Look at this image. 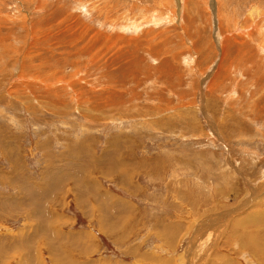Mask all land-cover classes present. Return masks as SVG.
I'll use <instances>...</instances> for the list:
<instances>
[{
    "label": "rangeland",
    "instance_id": "374dc122",
    "mask_svg": "<svg viewBox=\"0 0 264 264\" xmlns=\"http://www.w3.org/2000/svg\"><path fill=\"white\" fill-rule=\"evenodd\" d=\"M169 1L0 0V264H264V0Z\"/></svg>",
    "mask_w": 264,
    "mask_h": 264
},
{
    "label": "bare ground",
    "instance_id": "6f19581e",
    "mask_svg": "<svg viewBox=\"0 0 264 264\" xmlns=\"http://www.w3.org/2000/svg\"><path fill=\"white\" fill-rule=\"evenodd\" d=\"M178 1H180V0H178ZM185 3H186V1H185ZM184 2H183V5L185 4ZM187 4V3H186ZM132 6H134L133 4H131ZM179 5V4H178ZM182 5V4H181ZM182 5V6H183ZM38 6H40V5H38ZM186 6V5H185ZM184 6V7H185ZM183 7V8H184ZM41 8V7H40ZM135 8V7H134ZM145 8V7H144ZM153 8H156V10L154 11V10H152V11H147L148 9L147 8H145V9H147V10H145V11H143V9L138 13V15H135L134 14V9L132 8H129L128 9V11H127V14L128 15H124V17H122V19H121V21H116V20H113L114 22H112V24L111 23H109V22H107V23H109V24H111V25H114V24H118V25H116L115 27H112V29H114V30H116V31H118V32H124V31H130V32H137L135 35H133V36H136L137 38H141L142 37V39H145L146 38V33L142 30V28L143 27H146V26H148L149 25V23H148V18H162L161 20H165V19H168L170 22L169 23H171V21H172V19L171 18H169L168 17V15H170L169 13H171V15H172V18H173V21H175L176 20V17L174 16L175 15V12H174V9L172 8V6H171V2L169 1V0H167V1H162L161 0V3L159 4V6H154ZM183 8L181 9V10H183ZM218 9L220 8V7H217ZM39 9V8H38ZM133 10V11H132ZM256 11V10H255ZM124 12V11H123ZM180 12V11H179ZM221 12V11H220ZM253 12H254V9L252 8L249 12H248V14L249 15H251L252 16V18L254 17V15H253ZM107 13V12H106ZM110 13V12H109ZM125 13V12H124ZM219 12H217V14H218ZM157 14H159V17H157L156 15ZM216 14V15H217ZM187 15V14H186ZM101 16V15H100ZM99 16V17H100ZM180 16V15H179ZM183 16V15H182ZM182 16H181V18H182ZM110 16H108L107 17V14H106V18H104V20L105 19H111V18H109ZM126 17H128V18H126ZM184 17V16H183ZM142 18H146L144 21H142ZM164 18V19H163ZM180 18V19H181ZM250 18V17H249ZM138 20H141L140 22H138V23H136ZM153 20V19H152ZM157 20V19H156ZM259 20V19H258ZM112 21V20H111ZM151 21V20H150ZM160 21V20H159ZM244 20H242V21H240V20H236V21H234L233 22V26H232V28H235V34L236 33H238V35H240L241 36V38L243 39L244 38V42H247L248 44H250V45H254L255 46V48H256V50L257 49H259V47H261V46H259L258 45V41L260 42V43H264V35L260 32V28L258 27V22L257 23H252L251 24V26H250V23H249V25H247V23L244 21V23H242ZM256 21V20H255ZM128 22H130V24H127ZM254 22V21H253ZM168 23V22H167ZM241 23L242 24H244V27H242L241 26ZM108 24V25H109ZM162 24V23H161ZM166 24V23H165ZM104 26H105V24H103ZM153 25H156V26H159L160 25V22L159 23H157V21H154V23H153ZM169 26V25H168ZM111 28V27H110ZM170 28V27H169ZM129 29V30H128ZM151 29V28H150ZM165 28H163L162 30H160V31H166V30H168V29H166V30H164ZM170 30V29H169ZM168 30V31H169ZM172 30V29H171ZM143 31V32H142ZM149 31H151V30H149ZM153 31V30H152ZM159 31V33L161 34V32ZM233 31V30H232ZM255 31H258V33L257 32H255ZM142 32V35L140 36V34L139 33H141ZM147 32V31H146ZM233 32V33H234ZM227 33H229L228 31H227ZM101 34V33H100ZM163 34V33H162ZM161 34V36H163ZM235 34H231L232 36H230V37H234L235 36ZM259 34L261 35V36H263V38H261V37H259ZM96 35V34H95ZM121 35V36H120ZM120 35L118 34V35H115V37L118 39V40H120L121 41V43L120 44H122L121 45V47L122 48H124V46H123V43H125V41L127 42V41H130L125 35H123V34H121L120 33ZM97 36V35H96ZM102 36V35H101ZM114 36V35H113ZM165 36V35H164ZM33 37V36H32ZM226 37V36H225ZM164 38V37H163ZM235 38V37H234ZM165 39V38H164ZM231 39V38H230ZM109 40V39H108ZM146 40H150V39H148V38H146ZM229 39H228V37L227 38H225L224 39V42L222 43V46H221V49H222V47H224V45L227 43V42H229L228 41ZM132 41H134V40H132ZM234 41V40H233ZM236 41V40H235ZM131 42V41H130ZM129 42V43H130ZM126 45H128V42H127V44ZM120 46V45H119ZM245 46H247V47H249L248 45H246L245 44ZM251 47V46H250ZM249 47V48H250ZM264 47V46H263ZM109 48V47H108ZM248 48V49H249ZM253 48V47H252ZM255 48H253V50H255ZM252 50V51H253ZM255 50V53H257V51ZM150 52H151V50H149ZM262 52V51H261ZM222 53V52H221ZM242 59V58H241ZM243 60H244V58H243ZM242 60V61H243ZM223 61V60H222ZM219 62V61H218ZM220 70H221V72L222 71H229L228 69L226 70V68L221 64V67H220ZM220 72V71H219ZM221 74V73H220ZM227 76V75H226ZM225 76V77H226ZM224 77V78H225ZM223 78V79H224ZM217 79H218V77H217ZM221 218V217H220ZM250 239V238H249ZM252 240V239H251ZM250 246H251V244H250ZM253 251H255V250H253ZM264 253V252H263Z\"/></svg>",
    "mask_w": 264,
    "mask_h": 264
},
{
    "label": "crops",
    "instance_id": "0c3cea01",
    "mask_svg": "<svg viewBox=\"0 0 264 264\" xmlns=\"http://www.w3.org/2000/svg\"><path fill=\"white\" fill-rule=\"evenodd\" d=\"M133 1V5H134V7L132 6V5H127V3H125L124 5H121V7H123V9H122V11L120 10V12H123V11H125V9H128V8H133L134 10H135V12L137 11V4L138 3H136V0H132ZM146 8H148L147 6H146ZM150 9H145V10H147V11H152V10H154L153 9V5L151 4V6L149 7ZM144 10V11H145ZM133 11V10H132ZM157 17H159V14H157L156 15ZM174 16H176V14L174 15ZM146 18H142V21H144ZM153 19V20H152ZM157 19V20H156ZM162 18H148V23H149V25L148 26H146V27H143L142 29H146V28H151L152 30H161V29H163L164 28V26H170L171 25V23L170 24H165L167 21H168V19L166 20H161ZM164 19V18H163ZM151 20V21H150ZM160 20V21H159ZM141 20H138L136 23H138V22H140ZM154 21H157V23H159L160 22V27L159 26H157V28L156 29H154L153 28V23H154ZM162 23V24H161ZM127 24H130V22H128ZM129 30V29H128ZM202 101H203V105H205V103H204V99L202 98Z\"/></svg>",
    "mask_w": 264,
    "mask_h": 264
},
{
    "label": "water",
    "instance_id": "95a60500",
    "mask_svg": "<svg viewBox=\"0 0 264 264\" xmlns=\"http://www.w3.org/2000/svg\"><path fill=\"white\" fill-rule=\"evenodd\" d=\"M233 212V214L239 213L241 211L240 208H235L231 210Z\"/></svg>",
    "mask_w": 264,
    "mask_h": 264
}]
</instances>
